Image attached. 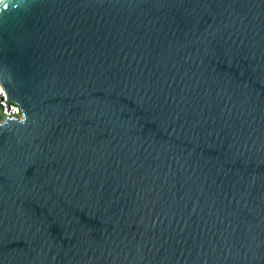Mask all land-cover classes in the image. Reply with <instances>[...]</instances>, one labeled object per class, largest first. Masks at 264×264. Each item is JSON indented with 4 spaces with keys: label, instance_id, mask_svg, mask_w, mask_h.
Segmentation results:
<instances>
[{
    "label": "water",
    "instance_id": "95a60500",
    "mask_svg": "<svg viewBox=\"0 0 264 264\" xmlns=\"http://www.w3.org/2000/svg\"><path fill=\"white\" fill-rule=\"evenodd\" d=\"M0 264H264V0H0Z\"/></svg>",
    "mask_w": 264,
    "mask_h": 264
},
{
    "label": "built area",
    "instance_id": "2783aa9c",
    "mask_svg": "<svg viewBox=\"0 0 264 264\" xmlns=\"http://www.w3.org/2000/svg\"><path fill=\"white\" fill-rule=\"evenodd\" d=\"M0 120L7 117L23 118L21 106L11 99H7V92L0 82Z\"/></svg>",
    "mask_w": 264,
    "mask_h": 264
},
{
    "label": "rangeland",
    "instance_id": "374dc122",
    "mask_svg": "<svg viewBox=\"0 0 264 264\" xmlns=\"http://www.w3.org/2000/svg\"><path fill=\"white\" fill-rule=\"evenodd\" d=\"M0 117H1V112H0Z\"/></svg>",
    "mask_w": 264,
    "mask_h": 264
}]
</instances>
